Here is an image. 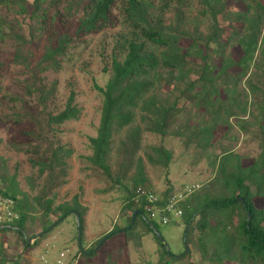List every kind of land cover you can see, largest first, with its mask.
Masks as SVG:
<instances>
[{
  "label": "trees",
  "instance_id": "16d2710c",
  "mask_svg": "<svg viewBox=\"0 0 264 264\" xmlns=\"http://www.w3.org/2000/svg\"><path fill=\"white\" fill-rule=\"evenodd\" d=\"M47 1L50 7L52 3L60 2L0 0V5L7 6L18 14H29L31 17L41 9L46 12L43 5ZM225 1L70 0L68 14H72L75 9L80 16L76 28L78 36L98 33L104 28L118 24L123 28V31L117 34L111 52L110 76L106 84L99 87L103 94V107L98 133L90 137L93 154L89 159L93 165L109 173L107 157L113 150L115 140L122 134L119 143L125 155V163L120 166V175L126 177L132 170L134 156L141 149L143 134L150 132L163 135L169 130H174L182 113L192 106L204 107L213 115L211 123L202 126L208 119L205 117L192 126L191 138L196 137L200 141L199 145L205 149L211 147L215 141L219 126L218 117L222 109L229 116L236 118V108L241 106L240 102L234 104L232 98L227 100L229 96L226 92H232L248 76L261 46V63L258 62L257 68L264 81V36L259 46L264 26V0H238L244 7L236 6V12L226 10V3L230 0ZM198 4L201 7L199 14L207 23V33L201 32L198 25L191 29L188 24L189 12ZM16 6L20 8L18 11ZM28 6L33 9L30 11ZM115 10L119 11V18L114 16ZM227 11L235 15V20ZM170 13L174 15L173 20L167 18ZM224 16L232 20H228V24H222L221 17ZM58 18L60 19V16ZM198 19L196 18V21ZM11 31L10 22L0 17L1 39L12 36ZM72 37L66 31L58 37L57 42L49 43L45 53L38 60L31 59V79L35 82L32 93L38 94L44 107V122L34 133L39 140L48 142L43 154L50 155L45 162L32 159V163L42 164L40 175L47 173L52 183L56 180V167L67 166L63 156L69 157L72 151L64 145L54 146L48 135L55 131V125L78 119L81 109L74 92H71L65 107L58 113L54 114L52 109H48L45 103L54 95L56 87L54 85L46 91L38 73L59 69V56L66 53ZM194 55L199 56L202 61L195 71L188 68ZM190 72H194L195 79H190ZM174 80L184 82L185 87L181 90L180 99L166 101L156 93V89L169 87L173 85ZM251 86L253 90H261L255 85ZM262 93L264 98V89ZM181 99H184L185 103H181ZM243 110L246 112L247 109ZM236 119L238 124L244 127L242 121ZM181 133L179 129L174 130L176 136ZM151 148L155 154H147L148 160L152 164L159 163L167 167L172 152L163 144L153 145ZM144 160L145 158L140 156L135 164L136 169L131 177L132 188L120 180L121 186L128 192L122 208L127 213V224L115 226L89 250L84 246L85 217L89 208L83 204L79 193L56 207H53L52 200L42 202L43 198L35 197L34 201L44 207L46 215L55 212H60L61 215L54 223L47 224L39 234L27 236L26 222L31 209L24 202L29 194L21 189L16 178L12 177L7 186L0 187V195L15 201L14 209L19 217L12 223L0 224L3 226L0 233L19 235L22 251L11 258L0 248V264H23L25 254L39 244L41 237L53 230L50 226H57L69 215L78 219L81 241L78 240L77 234L75 238L80 255L87 258V264H90L89 259L100 255L102 248L114 237L124 235L127 242L131 238L142 242L150 233H153V238L161 245L160 257L156 262L144 259L137 264H171V260L192 256L190 238L195 231L199 232L198 247L205 261L213 264H264V203L261 207L256 204L257 199H263L264 202V143L260 154L248 165L244 164L238 152L232 150H223L216 156L214 177L185 205L182 223L186 225L185 243L188 250L180 256L167 251L150 225L152 223L159 231L161 223L150 219L135 205L133 190L136 186L157 189L146 174ZM63 172L66 176V170L63 169ZM172 193V187L161 191L163 200ZM44 196L45 193L41 195ZM137 210H141L149 222L139 214L132 222L133 214ZM140 220L146 227L136 234L135 227ZM129 226L130 228H127ZM31 239H34L33 243L30 242ZM101 242L103 243L99 246Z\"/></svg>",
  "mask_w": 264,
  "mask_h": 264
},
{
  "label": "rangeland",
  "instance_id": "374dc122",
  "mask_svg": "<svg viewBox=\"0 0 264 264\" xmlns=\"http://www.w3.org/2000/svg\"><path fill=\"white\" fill-rule=\"evenodd\" d=\"M69 2L70 0H60L59 3H52L50 7L47 1L43 5L47 11L41 9L31 17L29 14H18L15 10L0 5V17L8 20L12 28L10 32L12 36L4 39L0 37V187L7 186L11 178L15 177L20 188L29 194L24 202L31 209L26 222L27 236L39 234L47 224L54 223L61 215L60 212L46 215L44 207L34 201L35 197L43 198L42 202L52 200L53 207H56L79 193L82 202H89L91 205L90 225L94 234L101 231L110 232L115 226L126 225L127 213L122 208L128 192L121 186L120 180L125 181L130 188L133 187L131 177L140 156L145 158L148 178L160 190L170 187L179 189L186 182L195 180H210L216 170V156L223 150L238 152L245 165L260 154L264 143L262 93L264 81L258 74L257 64L261 63L260 51L264 26L259 39L261 48L255 55V62L248 76L232 92H226L229 96L228 99L226 97L227 100L230 101L232 98L234 104L240 102L241 106L236 108V118L242 121L244 127L238 124L235 117L229 116L222 109L218 117L219 126L215 141L211 147L205 149L199 145L200 141L196 137L191 138L192 126L205 117L208 118L207 123H203L202 126L211 123L213 115L204 107L192 106L182 113L175 126L174 130L179 129L181 135H174V130H169L163 135L150 132L143 134L141 149L134 156L132 170L126 177L120 175V166L125 163V155L119 143L122 134L115 140L113 150L107 157L109 173L93 165L89 159L93 154L90 137L98 133L103 107V94L99 87L104 86L110 76L111 52L117 34L122 32L123 28L118 24L104 28L98 33L78 36L76 28L80 16L75 9L72 14H68ZM226 5V10L234 12L237 11L236 6L244 7L238 0H230ZM28 8L30 11L33 9L32 6ZM19 9L16 6V10ZM199 9L201 7L198 4L189 12L188 24L191 29L198 25L201 32L207 33V23L199 14ZM228 14L233 15L232 18L235 20L233 13L228 12ZM56 15L60 16V19ZM114 16L120 17L118 10L114 11ZM168 17L169 20L174 19L171 13L167 15ZM196 18L199 19L196 21ZM228 20L232 19L221 17L222 24H228ZM66 31L73 37L66 48V53L59 56L61 66L59 69L38 73L46 91L54 85L56 87L54 95L45 103L48 109H52L54 114L61 111L71 92L75 93L76 102L81 109L78 119L55 125V131L48 135L54 146L64 145L72 151L69 157L63 156L67 166L56 167V180L52 183L50 175L47 173L40 175L39 169L42 164L32 163V159L45 162L50 155L43 154L48 142L39 140L34 133L44 122L42 113L44 107L39 101L38 94L32 93L35 82L31 79V59L38 60L45 53L49 43L57 42L58 37ZM190 61L188 68L193 71L202 63L201 58L195 55ZM189 74L190 79L196 78L194 72ZM251 85L261 90H253ZM184 87V82L174 80L173 85L157 88L156 93L166 101L176 100L180 99ZM180 102L185 103V100L181 99ZM243 109H247L246 112ZM161 144L172 152L167 167L159 163L152 164L147 158V154L154 153L151 147ZM63 169L67 172L66 176L63 174ZM43 193L45 196L41 197ZM0 200L5 198L0 195ZM263 203V199L256 200L259 207ZM14 206L15 201L8 203V207L14 210L11 223L19 217ZM78 226L77 217L69 215L57 226L52 227L53 230L45 237L40 238L39 244L25 254L23 264H87V258L80 255L75 238L77 234L78 240L81 241ZM145 227L146 225L140 220L135 227L136 234L142 232ZM185 228L184 223L160 224L159 233L163 238L164 247L175 256H180L187 250ZM108 232L93 239H89L84 234L85 249L89 250L96 246L100 238ZM198 235L199 232L195 231L190 238L192 256L188 255L182 260H171V264H213L202 259L198 247ZM153 237V233H150L142 242L136 238H131L127 242L124 235L114 237L102 248L100 255L89 259V263L137 264L144 259L156 262L162 249ZM33 242L34 239H31V243ZM0 248L7 256H14L22 251L20 236L1 232Z\"/></svg>",
  "mask_w": 264,
  "mask_h": 264
},
{
  "label": "built area",
  "instance_id": "2783aa9c",
  "mask_svg": "<svg viewBox=\"0 0 264 264\" xmlns=\"http://www.w3.org/2000/svg\"><path fill=\"white\" fill-rule=\"evenodd\" d=\"M207 181L195 180L186 182L180 190L173 192L166 200H163L161 191L136 186L133 190L134 202L150 219L156 220L163 225L180 223L184 215L185 205L204 187ZM11 202L13 200L10 198L0 200V224L11 223V215L14 211L8 207V203Z\"/></svg>",
  "mask_w": 264,
  "mask_h": 264
},
{
  "label": "crops",
  "instance_id": "0c3cea01",
  "mask_svg": "<svg viewBox=\"0 0 264 264\" xmlns=\"http://www.w3.org/2000/svg\"><path fill=\"white\" fill-rule=\"evenodd\" d=\"M155 187V186H154ZM182 187V186H181ZM155 188H157V187H155ZM166 188H160V190H158V188L156 189L157 191H163V190H165ZM181 188H179V189H173V192H176V191H178V190H180ZM84 205H86V206H88V208H89V211H88V213H87V215H86V217H85V234L87 235V237L89 238V239H93V238H95V237H97V236H99V235H101V234H104V233H106V232H108V231H101V232H99L98 234H94L92 231H91V223H92V214H91V205H90V203L88 202V203H86L85 201H84V203H83ZM180 223H182V221L180 222ZM110 230H112V228L110 229ZM109 230V231H110Z\"/></svg>",
  "mask_w": 264,
  "mask_h": 264
},
{
  "label": "water",
  "instance_id": "95a60500",
  "mask_svg": "<svg viewBox=\"0 0 264 264\" xmlns=\"http://www.w3.org/2000/svg\"><path fill=\"white\" fill-rule=\"evenodd\" d=\"M241 200H242V199H241ZM137 214L141 215L145 220H147V221L149 222V219L145 216V214H144L141 210H137V211L134 212V214H133V221L135 220V217H136ZM150 225L153 227V229H154V231L156 232L157 236L163 241V238H162L161 234L159 233V231L153 226L152 223H150ZM53 226H54V224H52L50 227H53ZM2 227H3V226H0V229H2ZM129 228H130V227H129ZM79 238H80V237H79ZM103 241H104V240H103ZM30 242H31V240H30ZM102 243H103V242H101L100 245H102ZM186 246H187V244H186ZM187 250H188V247H187ZM187 250H186V251H187Z\"/></svg>",
  "mask_w": 264,
  "mask_h": 264
}]
</instances>
